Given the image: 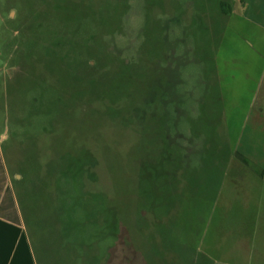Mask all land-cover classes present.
Segmentation results:
<instances>
[{
    "label": "rangeland",
    "instance_id": "obj_1",
    "mask_svg": "<svg viewBox=\"0 0 264 264\" xmlns=\"http://www.w3.org/2000/svg\"><path fill=\"white\" fill-rule=\"evenodd\" d=\"M243 6L0 0L1 149L35 264H264V148L225 145L215 77Z\"/></svg>",
    "mask_w": 264,
    "mask_h": 264
},
{
    "label": "crops",
    "instance_id": "obj_2",
    "mask_svg": "<svg viewBox=\"0 0 264 264\" xmlns=\"http://www.w3.org/2000/svg\"><path fill=\"white\" fill-rule=\"evenodd\" d=\"M242 4L245 8L239 15L244 25L242 40L236 45L234 57L221 61L219 68L215 65V77L220 85V122L227 131H232L231 126L236 121L239 132L234 143L229 145L227 141L225 145L243 148L245 155L248 148H264V0H244ZM4 139L0 130V178L5 179L6 186L11 189L21 220L1 149ZM256 161L263 162L264 158ZM3 192L4 188H0V202Z\"/></svg>",
    "mask_w": 264,
    "mask_h": 264
},
{
    "label": "trees",
    "instance_id": "obj_3",
    "mask_svg": "<svg viewBox=\"0 0 264 264\" xmlns=\"http://www.w3.org/2000/svg\"><path fill=\"white\" fill-rule=\"evenodd\" d=\"M220 8L223 15L232 14L233 9L226 2H222ZM0 188H4L0 202V264H35L11 189L6 186L5 179L0 178Z\"/></svg>",
    "mask_w": 264,
    "mask_h": 264
}]
</instances>
